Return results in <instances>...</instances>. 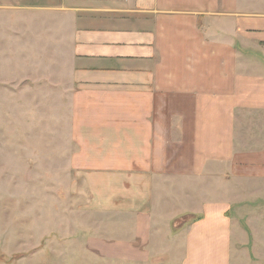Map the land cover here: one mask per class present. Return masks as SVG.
Instances as JSON below:
<instances>
[{"label":"crops","instance_id":"crops-1","mask_svg":"<svg viewBox=\"0 0 264 264\" xmlns=\"http://www.w3.org/2000/svg\"><path fill=\"white\" fill-rule=\"evenodd\" d=\"M39 43L67 104L88 109L89 156L107 173L94 201L126 222L96 228L87 252L264 264V0H0V53L31 58ZM176 203L196 219L154 228Z\"/></svg>","mask_w":264,"mask_h":264},{"label":"rangeland","instance_id":"rangeland-1","mask_svg":"<svg viewBox=\"0 0 264 264\" xmlns=\"http://www.w3.org/2000/svg\"><path fill=\"white\" fill-rule=\"evenodd\" d=\"M36 46L31 58L0 53V264H107L87 252V240L96 228L116 234L126 222L111 221L118 213L95 203L104 186L96 176L107 173L89 156L88 109L67 104L55 54ZM203 192L214 188H194L195 199L206 198ZM201 205L191 204L194 210ZM166 206L172 219L150 218L154 228H180L197 217L178 203ZM159 207L152 200L143 211ZM134 223L136 217L129 226Z\"/></svg>","mask_w":264,"mask_h":264}]
</instances>
